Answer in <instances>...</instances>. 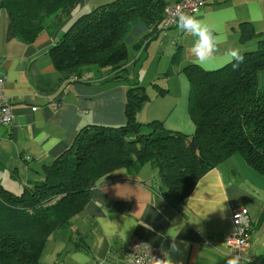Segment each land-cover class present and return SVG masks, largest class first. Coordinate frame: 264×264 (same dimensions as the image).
I'll use <instances>...</instances> for the list:
<instances>
[{
  "label": "crops",
  "instance_id": "obj_1",
  "mask_svg": "<svg viewBox=\"0 0 264 264\" xmlns=\"http://www.w3.org/2000/svg\"><path fill=\"white\" fill-rule=\"evenodd\" d=\"M107 1L80 0L52 31H42L32 42L7 37L9 19L0 7L2 93L12 114L10 125H0V185L9 191L20 193L41 181L42 166L68 150L83 127L125 124V92L131 82L142 86L148 97L137 114L140 123L160 121L167 130L194 132L188 113L189 82L182 69L197 65L190 54L195 38L176 25L135 37L127 46L122 70L127 81L113 79L112 70L101 68L86 72L80 80L59 83L49 49L78 14ZM197 14L224 38L218 51L222 59L206 67L197 65L204 70L230 62L226 55L230 50L242 53L255 48V39L239 42L241 22H249L264 37V0H204ZM176 48L179 58L173 72L165 74ZM258 82L264 86V71ZM97 181H103L104 190H93L95 183L82 212L51 233L41 255L43 264H119L133 238L161 248L182 264H225L232 255L224 240L232 228L235 205L246 207L252 219L246 258L250 264H264V176L239 154L205 172L180 202L162 192L158 171L148 162L137 170H113ZM174 224L180 230L177 243L188 242L186 248L180 245L179 253L171 250L167 236Z\"/></svg>",
  "mask_w": 264,
  "mask_h": 264
},
{
  "label": "trees",
  "instance_id": "obj_2",
  "mask_svg": "<svg viewBox=\"0 0 264 264\" xmlns=\"http://www.w3.org/2000/svg\"><path fill=\"white\" fill-rule=\"evenodd\" d=\"M80 0H0L7 12V37L32 42L53 30ZM164 0H110L78 14L49 49L59 83L82 79L92 69L123 76L127 46L162 28ZM240 43L255 39L254 49L214 70L188 64V113L194 132L167 130L162 122L140 123L137 114L148 97L131 82L125 92L126 122L85 126L71 147L42 166L43 178L20 193L0 185V264H43L51 233L66 227L84 209L96 181L119 168L157 169L162 192L173 202L187 198L199 178L232 154L264 176V37L249 22L237 30ZM137 44H134L136 46ZM179 51L172 54V73ZM160 93H163L160 90Z\"/></svg>",
  "mask_w": 264,
  "mask_h": 264
},
{
  "label": "built area",
  "instance_id": "obj_3",
  "mask_svg": "<svg viewBox=\"0 0 264 264\" xmlns=\"http://www.w3.org/2000/svg\"><path fill=\"white\" fill-rule=\"evenodd\" d=\"M204 5V0H178L168 2L163 7L162 27L167 29L175 26L178 15L183 12L197 14ZM3 76L0 72V125H10L12 114L10 104L2 93ZM35 110L36 108H32ZM231 225L229 233L225 235V246L232 255L247 257L250 249V233L252 219L246 207L235 205L231 207ZM164 251L153 247L140 239H131L126 247V256L119 264H155V259H163Z\"/></svg>",
  "mask_w": 264,
  "mask_h": 264
},
{
  "label": "clouds",
  "instance_id": "obj_4",
  "mask_svg": "<svg viewBox=\"0 0 264 264\" xmlns=\"http://www.w3.org/2000/svg\"><path fill=\"white\" fill-rule=\"evenodd\" d=\"M176 26L180 32L195 38L190 48L193 63H196L201 67H206L207 65L222 59V57L218 55V51L219 45L224 42V38L218 35L216 30L210 26L206 20L199 18V14H187L181 12L178 15ZM226 55L231 60L237 61L236 64H233L234 68L238 66V63L243 62V56L240 55L237 50H230ZM98 187H102V191L104 190L103 181H97L93 190ZM104 211L108 212L107 209H104ZM179 234V225L175 224L167 232V236L171 238V250L177 253L181 251V244H183L185 248L188 246L187 241L181 240L177 243V237ZM155 264H182V262L173 261L170 258L169 253L165 252L163 259H155ZM225 264H250V260H247V258L242 255H231L226 260Z\"/></svg>",
  "mask_w": 264,
  "mask_h": 264
},
{
  "label": "rangeland",
  "instance_id": "obj_5",
  "mask_svg": "<svg viewBox=\"0 0 264 264\" xmlns=\"http://www.w3.org/2000/svg\"><path fill=\"white\" fill-rule=\"evenodd\" d=\"M252 49H254V48H252ZM132 52V49L130 48V47H128V53L130 54ZM133 55V53H131V56ZM131 56H130V58H131ZM128 58H129V56H128ZM129 58V59H130ZM140 64H141V62H138L137 63V68L140 66Z\"/></svg>",
  "mask_w": 264,
  "mask_h": 264
}]
</instances>
